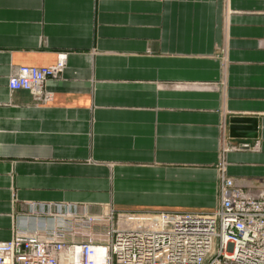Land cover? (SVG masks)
Listing matches in <instances>:
<instances>
[{
	"label": "crops",
	"instance_id": "1",
	"mask_svg": "<svg viewBox=\"0 0 264 264\" xmlns=\"http://www.w3.org/2000/svg\"><path fill=\"white\" fill-rule=\"evenodd\" d=\"M59 59L47 100L8 88ZM221 163L264 189V0H0V241L59 208L210 212Z\"/></svg>",
	"mask_w": 264,
	"mask_h": 264
},
{
	"label": "built area",
	"instance_id": "2",
	"mask_svg": "<svg viewBox=\"0 0 264 264\" xmlns=\"http://www.w3.org/2000/svg\"><path fill=\"white\" fill-rule=\"evenodd\" d=\"M64 66H19L7 86L47 100L45 84ZM218 181L219 204L206 213L59 208L52 228H17L0 241V264H264V189L243 190L224 163Z\"/></svg>",
	"mask_w": 264,
	"mask_h": 264
},
{
	"label": "water",
	"instance_id": "3",
	"mask_svg": "<svg viewBox=\"0 0 264 264\" xmlns=\"http://www.w3.org/2000/svg\"><path fill=\"white\" fill-rule=\"evenodd\" d=\"M244 120H242V118H236L234 120L231 121L232 125L230 127V130H231V133H236V135H238V131H242L241 129V123L243 122ZM249 124H251V126H248L250 128H247L246 130H243V131H248L249 133L250 132H255V124H254V121H249L248 122ZM234 134H232L233 136Z\"/></svg>",
	"mask_w": 264,
	"mask_h": 264
}]
</instances>
